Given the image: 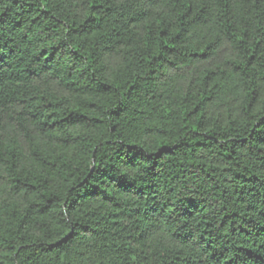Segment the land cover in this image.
Here are the masks:
<instances>
[{
	"label": "trees",
	"instance_id": "1",
	"mask_svg": "<svg viewBox=\"0 0 264 264\" xmlns=\"http://www.w3.org/2000/svg\"><path fill=\"white\" fill-rule=\"evenodd\" d=\"M0 264H264V0H0Z\"/></svg>",
	"mask_w": 264,
	"mask_h": 264
}]
</instances>
